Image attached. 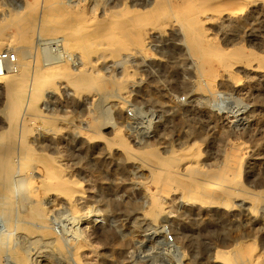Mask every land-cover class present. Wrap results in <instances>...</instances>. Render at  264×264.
Returning <instances> with one entry per match:
<instances>
[{
    "label": "rangeland",
    "instance_id": "1",
    "mask_svg": "<svg viewBox=\"0 0 264 264\" xmlns=\"http://www.w3.org/2000/svg\"><path fill=\"white\" fill-rule=\"evenodd\" d=\"M220 1L210 0L200 7L205 10L203 17L210 18L206 35L219 45L229 29L222 26L220 17L232 5L228 0L224 7L219 6ZM248 1L241 0L245 10L264 6V0ZM179 3L182 6L183 1L0 0V38H5L0 50L14 45L8 38L21 30L27 20L42 22L40 16L45 17L48 12L46 26L64 21L70 31L83 38L54 43L33 34L32 55L38 53L41 66L49 56L56 58L70 67L72 75L84 71L88 75H84V80L94 82L91 86L87 83V88H76L70 76L56 78L40 86V99L33 106L21 109L11 160L18 166V154L25 147L35 156L29 173L11 174L9 183L15 199L11 209L0 207V233L6 229L4 217L11 215L12 243L23 251L22 264H232L233 254L241 248L246 250L244 264H264V132L251 136V130H247L256 120L264 122V110L255 108L246 77L239 70H233V75L219 74L217 81L221 86L215 85L214 95L197 88L203 78L197 73L198 60L190 56L182 41L179 23L173 16L159 24L150 21L154 12L165 7L173 12L179 10ZM127 24L132 27L131 37L118 31L111 44L104 27L117 30ZM256 26V33L262 35L263 18L256 20ZM136 29L141 33L138 41ZM64 33L68 35L67 31ZM247 43L246 38L240 42ZM129 45L133 47L128 48ZM105 84L108 86L103 88ZM4 88L0 82L1 150L7 143ZM129 108L140 112L138 120L127 117ZM113 125L121 128V135L132 147L129 151L121 147ZM237 146L250 151L249 156L244 153L245 164L241 167L228 159ZM149 149L156 152L159 160L169 158L163 170L173 169L178 178L211 184L215 203L184 198L182 188L174 182L179 188L173 183L166 185L168 192L164 187L163 194L162 187L152 181L157 160L142 154ZM38 168L43 176L62 173L73 181V190L66 188L57 193L52 188L39 199L36 184L32 186L39 176ZM230 176H238L240 184L230 180ZM201 178L205 180L199 181ZM229 186H235V193L240 194L230 189L233 193L224 195L222 192ZM217 188H223L222 192ZM73 191L74 199L67 203L64 194ZM160 192L165 209L160 218L152 220L147 213L150 196ZM222 199L224 204L220 203ZM40 201L48 227L46 233H31L36 226L29 214ZM72 204L77 210H70ZM225 248L232 251V258L222 261L214 257L217 249ZM10 258L8 252H1L0 264H17Z\"/></svg>",
    "mask_w": 264,
    "mask_h": 264
},
{
    "label": "bare ground",
    "instance_id": "2",
    "mask_svg": "<svg viewBox=\"0 0 264 264\" xmlns=\"http://www.w3.org/2000/svg\"><path fill=\"white\" fill-rule=\"evenodd\" d=\"M182 1H183V4H182V6L180 4L181 2L179 3L180 5L178 4L179 10H177V11L173 12L169 7H167V8L165 7L163 9V11H156V12H154V14H152V12H151L150 14H152V16L150 17V21L152 23H158L159 24L161 22V20L168 19V17L173 16V19H175L177 24L179 23L178 26H180V27H178V28H180L182 31V36H183L182 41L184 40L185 43L184 42L183 43L186 44L185 46L187 47L186 49L190 52L189 53V54H191L190 56H192L194 59L198 60V62H197V73L199 76H202L201 78H203V80H201L202 82L197 84V88L205 91V93L207 92L211 95H214L215 92L217 91V90L215 91V85L219 83L221 86V82L217 81V76L219 74H223V75L231 74V75H233V73H232L233 70H239V71H242L246 77L247 85L249 86L248 89L251 90L250 94H251L252 99L254 100L255 108L259 109L260 111L264 110V32L262 35L258 34V32L256 33V27H257L256 26V20H258L260 18H263V20H264V6L263 5H254L252 7L249 6L250 8L245 10V7L242 5L241 0L229 1L230 4H232V5L230 7H228L227 9L223 10V12L225 11V13H223L222 11H218L219 14L222 12V17H220V18H222V20H221L222 26L225 24L224 26L229 27V29L225 30L227 32H224L225 36L223 38L222 44L219 45L218 43L214 42L213 39L209 38L206 35V25H208L210 18H204L203 12H205V10L200 9V7L202 5H204L205 3L208 4L207 2H210V0H208V1H205V0H182ZM227 1L228 0H221L218 4H219V6L224 7V4H226ZM244 1H246V0H244ZM211 2H212V0H211ZM248 2L255 3L257 1L256 0H249ZM221 3H223V4H221ZM40 5H41V3H40ZM162 8L163 7H161V9ZM202 8L206 9L205 6ZM157 9L159 10L158 7H157ZM46 13L49 14L48 12H46ZM46 13H44L45 17H43V15H42V17L40 16V19L42 20V22H39L38 21L39 19H29L26 21V23L23 25V27H21V30L15 31L14 34L8 38V40L10 42L14 43V45L12 47H9V50H12V51H14V53H16L17 64L15 66V69L12 71H8V70L3 71V69H0V71H3V72H0V82H3L5 84L4 95L6 96V101H7V105H6L7 110L4 113L5 114L4 116L7 120L6 121L7 122L6 123L7 129L6 130L7 131L5 134L7 136V143H6V145H4V147H2V150L0 149L1 150V152H0V192H1L0 196L2 197V199L0 198L1 199L0 200V207L6 205L7 207H9L11 209V206H12L14 199H15V198L14 199L12 198L14 196V195H12L13 189L11 188V185L9 183V179L11 177V174L14 172L15 173L16 172L29 173L28 168H29V165L31 164L30 162L35 156L34 152L31 151L30 148L25 147L24 151H21L23 153L18 154V156L20 157V159H19L20 162L18 163V166H16L11 160V155H13L12 152L14 151L13 145H12L13 144L12 140L15 139V135L17 134V133L15 134V125H17L16 123L18 122V120L21 121L20 120L21 109L23 107L28 109L29 105L33 106L40 99V96L42 93L40 86H43L45 84H49L52 82V80L54 81L56 78H61V77L66 78L67 77V79H68V77L70 76L71 80L74 81V83L77 87L74 85V83H72V82L71 83L76 88H81V87L87 88V87H89V86H86L89 83L86 80H84V75L86 74V72L84 73V71L78 70V72L73 73V75H72L70 72V69H69L70 67L68 68L64 63H59L60 61H57L56 58L50 59L49 55H46L49 57L48 58L45 57L46 62L43 63V65L41 66L40 65L41 60L39 61L40 57L38 58V53L32 55L33 52L31 53V49H32V41H33L32 36H33V34L38 33L39 35H41V39H43L44 41L54 40V43L57 40H59L61 43H63L64 41L71 42V41H75V40H79V39L83 38V36H81V34L75 32L74 30L70 31L68 23L66 24V23H64V21L55 22L52 25L46 26V24H45ZM38 15H39V13H38ZM213 16L216 17L215 15H213ZM109 18H112V17H109ZM102 20H104V19H102ZM132 25L134 26V24H132ZM144 25H146V24H144ZM44 26H46V27L44 28ZM137 26H135V27H137ZM130 27H131V25L127 24L123 27H120V29L118 28L117 30H114L110 27L107 29V26H106V27H104L105 28L104 33H105V36L110 38V42H111L113 37L118 34V31H121V30H122V33H129L128 35L131 37L130 32H129ZM229 30L230 31H236L237 33L236 34H229L228 33ZM65 31L68 32L67 36L64 33ZM138 31H139L138 29L135 30V32L137 33V35L135 36L136 41L141 39V37H140L141 33H139ZM61 33L64 34L63 35V36H65L64 38H63V36H59V34H61ZM243 38H246L248 43L241 45L240 42ZM0 39H1L0 40V45H1V42L5 38L1 37ZM115 39H117V38H115ZM9 41H8V43H9ZM114 42H117V41H114ZM44 43L46 44V42H44ZM130 43H132V42H130ZM138 43H137V46H138ZM41 44H43V43H41ZM111 44H113V41L111 42ZM139 45H140V43H139ZM123 46H125V44ZM38 47L39 46H37V48ZM44 47H45V45H44ZM131 47H133V46L129 45L128 48H131ZM0 48H1V46H0ZM4 49H7V47L3 48L2 50H4ZM39 49H38V51H39ZM140 49H142V48H140ZM134 50H135V48H134ZM72 51H74V50H72ZM40 52H41V50H40ZM69 52L70 51H68V54H69ZM43 56H45V55H43ZM110 56H112V55H110ZM9 72H12V73H9ZM1 80H3V81H1ZM90 81L93 82V80H90ZM92 82H90V84H89L90 86L94 85V82L93 83ZM34 84L37 85L38 87L33 88ZM107 86H108V84H105V85H103V88H105ZM125 103H126V101H125ZM113 126H114V130H113L114 135L118 137L119 143L121 144V147H123L124 149L129 151L128 149H131L132 147L129 145V143L127 141H125V139L121 135V133H120L121 128L117 125H113ZM22 127L23 126H21V128ZM247 130L248 131L251 130V132H252L251 136L254 134L260 135L261 133L264 132V122L259 123L256 120L255 122H253L251 124V126ZM24 131L26 133V128ZM7 132H8V134H7ZM25 133H24V136H25ZM21 134H22V131H21ZM18 136H19V134H18ZM22 136H23V134H22ZM263 141H264V139H263ZM241 144L242 143H240V146H241ZM235 145H236V143H235ZM237 147H236L237 151H233L232 153L230 152L231 157L228 159H230L231 161L234 160L235 163L237 165H240V167H241L242 165L245 164L243 162L244 158H245L244 153H247V155L249 156L250 151H249V149L247 150L248 147H246V148L239 147V146H237ZM21 149H23V148H21ZM13 153H15V152H13ZM155 153L156 152L154 150H151V149L142 152V154H145V156H150V157H153L157 160L156 163L158 164V168H157V170L152 171L153 172L152 173V181L155 184H157V186L159 185L160 186L159 188L162 187V191H161L162 193L164 192L163 190H164V187L166 185L171 186L169 184H172L174 182L179 187L182 188L181 189V190H183L182 196L184 198H186V199L192 198L193 201H194V199H196V201L199 200L203 203H215L216 198L214 197L213 190L210 189L211 184L208 185V183L206 184L203 182H198L192 178L189 180L186 178L182 179L181 177L178 178L176 176L175 170H173V169L170 171L169 170L168 171L163 170V167L165 166V164L166 163L168 164L167 160L169 158L165 159V160H159L158 158H156ZM189 154L187 153L186 155H189ZM192 154L193 153H191V155ZM248 156H246V157H248ZM176 160L180 161L181 158H177ZM227 162L229 165L230 161H227ZM195 165H193V166H195ZM228 165L226 164V168L230 166V165L229 166ZM193 166H191V167L195 168ZM197 166H198V164H197ZM233 166H234V164H233ZM170 168H171V166H170ZM235 168H239V166H237ZM183 169H185V168H183ZM186 169H187V167H186ZM188 170L189 169H187L186 171H188ZM236 170L238 171V169H236ZM37 171H36V173L39 176L36 175V180H34L35 183H32V186H33V184H36V187H35L36 190L35 191L38 192V196L40 197L39 199L43 198L44 195L48 194L46 192H49V190L54 189V191L57 193H59V191H62L66 188H71L73 190V187L70 186V184H73V181L65 179L63 177L62 173L61 174H59V173L50 174L49 173L50 175L47 174L49 176H47V175L43 176V174H41L39 172V171H41L39 168ZM201 171H198V172L201 173ZM224 171L228 172L229 170L227 169ZM202 173L205 174V172H202ZM232 173L236 174L235 172H232ZM210 175L208 177H211V180L212 179L214 180V177L212 178V176H210ZM230 175H231V173H230ZM238 176H236L235 179H234V177L230 176L231 177L230 180H234V181H236V183H239L240 180H239ZM222 178L229 179V178H227V175H223ZM202 180H203V178H201V180H199V181H202ZM219 180H221V179H219ZM218 182H220V181H218ZM174 183H173V186L176 185ZM228 183L230 184V181ZM228 183H226V187H227ZM220 184H222V183L220 182ZM220 184H219V188H220ZM25 185H27V184L25 183ZM177 185H176V187H178ZM223 185H225V183ZM211 187H214V186H211ZM223 187H225V186H223ZM233 187H235V186H233ZM233 187L231 188V186H229L223 192H222L223 188H222V190L217 188V190H221V192L227 196V195L233 193V191L230 190V189H234ZM165 188H166L165 192H168L167 187H165ZM29 189H31V188H29ZM235 190H236V188L234 189V193L236 192ZM32 192H34V191H32ZM161 192L160 193H154L152 196H150L151 201H150V204L148 206L149 210H147L148 211L147 213L149 216H151L152 220L160 218L159 215H161V212L163 211V208H164L163 207L164 205H162V203H163L162 200L164 199L163 194H165V192L163 194ZM60 193H62V192H60ZM237 193H235V194L236 195L240 194V193L239 194H237ZM73 194H74V191L67 194V195L64 194V197H63L64 200L67 201V203L71 204L73 199H74ZM235 194H233V195H235ZM243 195H244V193H243ZM35 199H33V200H35ZM37 200H38V198H37ZM222 201H223V199H222ZM225 202L220 201V203H223V204ZM42 205H43L42 201H40L37 204V206L35 207V209L33 208L34 210H32L29 214V217L35 222V226H36V227L33 226L31 228L32 229L31 233H34V232H32L33 230L40 231L41 233L42 232L46 233V230H47L46 228L48 227V225L45 222L47 221L46 220L47 217L45 216L46 214L43 211ZM74 205H76V204H74ZM74 205L72 204L70 206V208H71L70 210L76 209L74 207ZM6 216L4 217L5 218L4 223H5L6 229L3 232L1 231V233H0V253L4 252V251L8 252V255H10V257H11L10 259H12V262L17 263V264H22L24 262L23 251L21 248H19L20 246L15 247L14 244L12 243L13 242L12 241V228H14V225H13L14 222H12L11 215L9 216V214H8V216L7 217ZM26 217H28V215ZM23 227H25V226L23 225ZM27 229H29V227ZM27 229H26V231L29 232ZM63 248H64V246H63ZM78 248H80V247H78ZM77 251H78V249H77ZM245 251H246L245 249L241 248L240 251L233 254L234 259H233V261H231L232 264H244L245 258H247L244 255ZM231 254H232V251L230 249H226V248L225 249H217L215 251L214 257L217 259L220 258V259H222V261H227L228 258L231 257ZM250 256H252V255H250ZM76 258L78 260L79 256ZM78 261H77V263H78ZM247 263H249V260L247 261ZM224 264H227V263H224ZM250 264H253V263H250Z\"/></svg>",
    "mask_w": 264,
    "mask_h": 264
},
{
    "label": "built area",
    "instance_id": "3",
    "mask_svg": "<svg viewBox=\"0 0 264 264\" xmlns=\"http://www.w3.org/2000/svg\"><path fill=\"white\" fill-rule=\"evenodd\" d=\"M16 64L17 55L14 51L9 49L0 50V69L12 71L15 69ZM181 99H184L183 96ZM139 116L140 112L136 111L135 108H129L127 110V117L130 118V120L136 121Z\"/></svg>",
    "mask_w": 264,
    "mask_h": 264
}]
</instances>
